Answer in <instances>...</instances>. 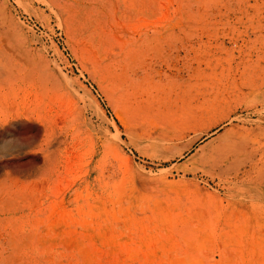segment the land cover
Wrapping results in <instances>:
<instances>
[{"label": "rangeland", "instance_id": "1", "mask_svg": "<svg viewBox=\"0 0 264 264\" xmlns=\"http://www.w3.org/2000/svg\"><path fill=\"white\" fill-rule=\"evenodd\" d=\"M20 1L0 264H264V0Z\"/></svg>", "mask_w": 264, "mask_h": 264}, {"label": "bare ground", "instance_id": "2", "mask_svg": "<svg viewBox=\"0 0 264 264\" xmlns=\"http://www.w3.org/2000/svg\"><path fill=\"white\" fill-rule=\"evenodd\" d=\"M16 1H20V0H16ZM25 3V2H22ZM11 0H0V82H4V79L8 82L13 83L16 81H22L24 82L26 78V73H25V69L17 62V59H15V56L13 55V53H9L8 52V47L5 48L6 44H8L9 40L12 39L14 36L13 33H11L9 31V24H13L12 30L17 32L19 30V25L16 24L15 19L12 16L11 13ZM90 9V8H89ZM100 17V16H99ZM99 17H96L97 20H100ZM14 22V23H13ZM11 24V25H12ZM22 32V31H21ZM19 37H24L23 34L21 33H17ZM26 37V36H25ZM20 39V38H19ZM19 41V40H18ZM12 42V41H11ZM10 43V42H9ZM14 45V44H13ZM19 45V44H17ZM21 45V44H20ZM15 47V46H14ZM17 47V46H16ZM20 47V46H19ZM12 48V46H11ZM26 48V47H25ZM27 49V48H26ZM17 50V48H16ZM21 50V49H20ZM14 51V50H13ZM18 52V51H17ZM16 52V53H17ZM32 53V52H31ZM19 54V52L17 53ZM21 54V53H20ZM19 57V55H18ZM33 57V56H32ZM24 60V59H23ZM22 60V61H23ZM19 61V59H18ZM36 61V59H35ZM25 62V60L23 61ZM26 63V62H25ZM24 63V64H25ZM28 64V63H27ZM43 66V65H42ZM31 67V66H30ZM34 68V67H33ZM40 68V67H39ZM34 70V69H33ZM32 70V71H33ZM34 76V75H33ZM39 78V75H37ZM30 77V76H29ZM37 78V77H36ZM27 81V80H26ZM32 81V80H31ZM37 84V83H36ZM12 85V84H11ZM10 85V86H11ZM16 85V83H15ZM20 85V83H19ZM27 84H25L26 86ZM14 86V85H12ZM22 86V84H21ZM35 86V85H34ZM39 87H40V83H39ZM21 89V87H20ZM24 89V88H23ZM12 91V90H11ZM5 92V91H4ZM24 92V91H23ZM42 92V91H41ZM22 93V92H21ZM3 101V100H2ZM8 106V105H7ZM19 116L21 117H25L27 118L26 115H24V111H20L19 112ZM2 116V115H1ZM3 121V120H2ZM4 124V123H3ZM220 124V123H219ZM2 125V124H1ZM191 128V126H188L186 123H181L178 125V128L176 131H172L173 132V137L179 138L181 140L182 137H184V134L186 133V131H189ZM166 132V131H165ZM171 132V131H170ZM229 137V136H228ZM233 137V136H232ZM231 137V138H232ZM157 141V140H156ZM166 142V141H160L157 144H160ZM177 142V141H176ZM171 143V141L169 142V144ZM168 144V141H167ZM219 145V144H218ZM162 146V145H161ZM168 146V145H167ZM219 147H222L221 145ZM241 147V146H240ZM214 148V147H213ZM240 149V148H239ZM235 151L237 152L238 150L235 148V140L226 143L223 148H221V150L219 151V153L217 155H214L212 157V159H209L206 161L207 165H203L205 168L209 167L211 168L213 171H217V169H221V170H230L229 168L232 167V165L235 164ZM5 152V151H4ZM241 152V151H238ZM212 153V152H211ZM209 156V154H207ZM206 160V159H205ZM231 177V176H230Z\"/></svg>", "mask_w": 264, "mask_h": 264}]
</instances>
